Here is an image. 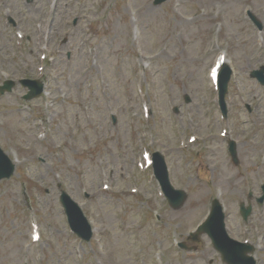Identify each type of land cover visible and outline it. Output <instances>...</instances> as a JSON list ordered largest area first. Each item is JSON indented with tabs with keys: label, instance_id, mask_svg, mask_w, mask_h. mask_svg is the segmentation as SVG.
<instances>
[{
	"label": "rangeland",
	"instance_id": "obj_1",
	"mask_svg": "<svg viewBox=\"0 0 264 264\" xmlns=\"http://www.w3.org/2000/svg\"><path fill=\"white\" fill-rule=\"evenodd\" d=\"M70 1H60L58 11L65 13H56L48 33L56 61L44 63L47 95L31 103L18 94L0 99V143L19 159L18 174L0 183V264H224L207 235L197 244L187 240L213 199L225 207L229 234L251 241L258 263L264 264V206L252 199L246 223L239 214L249 192L257 194L264 182V86L250 77L264 64V30L257 31L245 16L251 9L264 22V0H168L160 6L153 0H82L73 6ZM2 4L22 29L30 30L42 12L39 0L29 6L25 0ZM75 9L95 11L94 17L91 23L79 19L77 30L66 35ZM192 13L199 14L194 21ZM216 37L235 70L227 121L217 112L202 115L197 103L203 90L215 96L210 68L220 51L215 42L209 45ZM148 96L156 120L152 130L165 139L172 182L188 193L177 210L159 193L146 203L99 191L104 165L99 157L107 152L109 167L116 168L111 181L129 193L133 147L142 141L140 123L149 118L138 113L139 106ZM175 106L178 114L172 112ZM112 113L119 117L115 125ZM190 116L201 132L215 128L218 136L199 156L175 148L177 137L194 126L185 123ZM171 131L173 140L167 135ZM224 132L238 141L237 164ZM58 182L84 203L88 216L83 191L94 189L100 206L96 235L85 247L69 233ZM24 193L31 211L23 204ZM32 220L40 221L43 240L28 248ZM177 241L196 248L182 251Z\"/></svg>",
	"mask_w": 264,
	"mask_h": 264
},
{
	"label": "water",
	"instance_id": "obj_2",
	"mask_svg": "<svg viewBox=\"0 0 264 264\" xmlns=\"http://www.w3.org/2000/svg\"><path fill=\"white\" fill-rule=\"evenodd\" d=\"M165 0H155L154 4L159 5ZM259 78V80L264 84V76H263V70L260 72H256L254 74ZM223 87V93L226 92L227 82L222 84ZM1 168H5V158L2 155V151L0 150V177L7 175L6 171H4ZM9 169V167H7ZM10 170V169H9ZM170 198L172 200V203L175 206H179L180 202V196L173 197V193H169ZM184 195V194H183ZM75 208H69V213L74 221L76 217ZM79 222L81 223L80 227L84 231L85 225L83 224V220L79 218ZM201 231L206 232L213 240L215 247L221 251V253L224 255V259L228 261L229 264H247L246 261L248 260L246 258V252L247 250L245 248L237 247L235 244H233L231 241L228 240L227 236L224 234L223 231V217L221 215V207L220 205L215 202L214 205V211L212 215L210 216L208 222L202 227ZM80 234L81 232L78 231ZM194 241H198V235H195L193 237Z\"/></svg>",
	"mask_w": 264,
	"mask_h": 264
},
{
	"label": "flooded vegetation",
	"instance_id": "obj_3",
	"mask_svg": "<svg viewBox=\"0 0 264 264\" xmlns=\"http://www.w3.org/2000/svg\"><path fill=\"white\" fill-rule=\"evenodd\" d=\"M5 34H6V36L8 35V33H6V32L4 31V34H3V35L5 36Z\"/></svg>",
	"mask_w": 264,
	"mask_h": 264
}]
</instances>
